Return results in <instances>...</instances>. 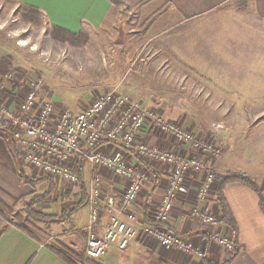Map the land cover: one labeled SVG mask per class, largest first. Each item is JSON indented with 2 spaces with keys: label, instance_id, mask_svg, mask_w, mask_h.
<instances>
[{
  "label": "crops",
  "instance_id": "crops-1",
  "mask_svg": "<svg viewBox=\"0 0 264 264\" xmlns=\"http://www.w3.org/2000/svg\"><path fill=\"white\" fill-rule=\"evenodd\" d=\"M16 1L18 6L27 4L39 8L49 27L57 26L72 33L87 32L90 27L99 29L109 15L112 4L110 0ZM156 1L164 4L177 18L174 24L176 29L191 21L219 15L220 27L215 26L214 29L209 26V28L205 27V30L202 27L203 34L207 38L210 36L209 42L206 43L207 40L203 47L195 49L199 53L198 57L189 55L188 61L189 63L191 61L194 66L218 68L225 82V76L230 77L227 82L233 83L230 91L242 94L236 105L234 129L230 132L231 126L227 127L224 124L225 126L219 131L221 140L211 141L205 135V131L192 129L201 145L209 143L219 148L217 155L214 156L210 151L198 150L191 144L173 140L169 135L156 134L162 137H159L158 141H151L161 148L175 151L184 157L200 156L215 171L216 180L204 200L198 197L199 188L204 181V172L188 174L187 190L175 194L174 209L169 222L165 224L180 234L204 237L206 254L205 257L198 258L176 249L167 250L158 242L142 237L138 222H129L135 227L137 236L127 248L121 250L111 244L102 258L87 262L88 264H264V0ZM245 2L250 4L247 6L249 9L246 13L240 6ZM188 30L187 27L177 32L172 43L173 50H188V48L184 49L185 43L181 44L182 41L187 40L185 33ZM3 48H5L4 45ZM12 57L8 58L5 51L0 48V86L1 83L5 84L4 90L0 88V102L7 104L14 112H19V104L38 74L24 76L23 65L16 66ZM4 66L6 68L12 66L15 69L14 79L8 81L4 78L3 70H1L5 68ZM46 92L44 85L39 98L43 100L45 94H52L46 99L52 100L57 107L63 104L60 102L61 96ZM7 135L9 136L7 132L0 129V200L13 209L22 202L26 203L35 195L36 184L28 183L20 176L15 144ZM140 138L150 141L152 135L143 132ZM133 161L139 162L137 158ZM154 167L157 178L147 183L133 206V211L137 214L139 221L159 223L160 197L168 179V168L159 164ZM76 169L78 173L80 170L83 177L87 174L89 179L87 191H90L91 177L94 174L101 181L105 197L114 196L117 201L120 199L127 184L125 180L105 168L92 171L86 162H81ZM25 170L28 176L36 179L37 176L33 175L32 170L26 167ZM38 177L42 180L49 178L42 175ZM221 187H223L233 224L227 223L222 216L218 200V190ZM40 207L42 212L57 214L52 210L51 197ZM196 207L208 208L215 212L223 219V223L218 226L202 224L192 214ZM72 208L62 210L61 214L64 211H71ZM110 217L109 210L103 208L100 223L97 226L99 232L108 225ZM88 218L87 197L85 203L71 211L64 220L50 222L56 235L44 240L34 232L33 235L26 233L16 223L5 225L4 217L0 215V264H72L53 248L70 254L75 264H85L83 258L86 235L82 229L87 224ZM69 228H73V232L65 231ZM211 231H219L234 237L237 243L236 252L231 255L212 243L209 240ZM50 239L54 241L50 242ZM80 246H83L84 255L81 254L82 256L76 251Z\"/></svg>",
  "mask_w": 264,
  "mask_h": 264
},
{
  "label": "rangeland",
  "instance_id": "rangeland-1",
  "mask_svg": "<svg viewBox=\"0 0 264 264\" xmlns=\"http://www.w3.org/2000/svg\"><path fill=\"white\" fill-rule=\"evenodd\" d=\"M110 1L111 10L101 27L88 29V43L73 46L53 39L52 27L46 24L43 17L39 26L27 24L20 18L18 4L0 0V48L8 58L13 56L16 66L23 65L25 71L21 73L24 76L43 74L46 93L61 96L62 107L79 111L112 86L120 85L121 92L140 101L143 107L159 113L167 121L191 130L205 131L211 141L221 140L219 131L225 125L231 126L228 129L232 132L236 123V105L242 94L230 91L233 86V83H227L230 77L225 76V82L218 68L194 66L188 61L189 55L198 57L195 49L203 47L210 38L203 34L202 27L204 30L209 26L220 27L219 15L191 21L176 29L177 18L156 0ZM240 6L246 13L250 4L245 2ZM187 27V40L181 44L185 43L184 49L188 50H173L172 43L177 32ZM4 67L1 69L4 75L15 72L12 66ZM1 84L4 90L5 84ZM50 95L45 94L43 100ZM146 125L144 132L150 133L152 138L150 141L144 138V141L153 143L151 141L169 135L161 133L151 119ZM218 125L221 127L218 128ZM34 175L39 180L35 185V194L44 193L49 181L42 180L36 173ZM83 181L88 186L87 174ZM55 184L50 196L51 206L60 215L62 210L72 208L80 199V183L78 189L72 187V190L69 185H61L58 181ZM41 205L37 206L38 210H41ZM5 215V224L7 220L16 224L32 220L35 226L32 231L44 240L56 235L49 221L33 220L27 215L25 202L12 211H6ZM65 231L73 232V228ZM76 251L84 255L83 246ZM83 260L88 264L87 261L92 259L84 255Z\"/></svg>",
  "mask_w": 264,
  "mask_h": 264
},
{
  "label": "built area",
  "instance_id": "built-area-1",
  "mask_svg": "<svg viewBox=\"0 0 264 264\" xmlns=\"http://www.w3.org/2000/svg\"><path fill=\"white\" fill-rule=\"evenodd\" d=\"M14 77L11 72L4 75L6 80ZM44 83L43 74L34 78L19 104V112L0 102V129L12 138L22 165L32 170L33 175L52 178L69 185L70 189L77 188L80 183L76 166L81 162L88 163L92 171L105 168L127 183L117 201L114 196H104L99 177L92 175L89 218L82 229L86 235V257L102 258L111 244L121 250L127 248L137 236L135 227L129 222H138L142 237L158 242L167 250L205 257L204 237L183 235L165 224L172 215L175 194L187 190L188 174L204 172V181L198 191L199 199L204 200L216 180L214 169L200 156L184 157L138 138L151 119L161 133L171 135L178 142L191 144L203 152L210 151L214 156L219 148L209 143L201 145L193 130L167 121L159 113L143 107L140 101L121 92L120 85L112 86L85 108L74 111L67 106L57 107L51 100L40 99ZM134 158L139 162L134 163ZM156 164L168 168V179L160 197L159 223L139 221L133 206L147 183L157 178ZM103 208L109 210L111 217L108 225L99 232L97 226ZM192 214L204 225L223 223V219L208 208L196 207ZM209 240L231 255L236 252L237 243L232 236L211 231Z\"/></svg>",
  "mask_w": 264,
  "mask_h": 264
},
{
  "label": "trees",
  "instance_id": "trees-1",
  "mask_svg": "<svg viewBox=\"0 0 264 264\" xmlns=\"http://www.w3.org/2000/svg\"><path fill=\"white\" fill-rule=\"evenodd\" d=\"M8 1L11 2V4H16V5L18 4V2L16 0H8ZM42 17H43V13L39 8L31 6V5H27V4H22V5L20 4V18L22 19L23 22H25L27 24H34L36 26H39V24L41 23ZM51 36L53 39H55L59 42L69 43L70 45H73V46H82V45L88 43V41H89V36L87 35V32L72 33L68 30H65V29L57 27V26L52 27ZM3 132H5V131H3ZM18 162H19V173H20V176L23 178V180L28 182V183L36 184L39 180L38 179H32L30 176H28L26 174L25 167L22 165L21 161L18 160ZM78 175L80 178V193H81L80 196L81 197H80V200L71 209V211L76 210L77 208L82 206L87 199L88 191H87L86 185L83 181V175L80 174V170H79ZM45 180L49 181L48 188L46 189V191L44 193H41L38 195L35 194L30 200H28L25 203L26 213L30 218H33V220H42V221H49V222L62 221L69 215V213L71 211H64L63 214L57 215V214H47V213L42 212L41 210L37 209V206L39 204L45 202L47 199L50 198V196L52 195V193L56 187L54 179L45 178ZM244 181L251 184V182H249L246 179H244ZM218 200H219V204L221 207L223 219L227 223L233 224L231 216H230L229 207H228V204H227L225 197H224V194H223V187H221L218 190ZM263 210H264V206H263ZM6 211H12V208H9L0 200V215L3 216L4 218L6 216L5 215ZM10 221L11 220H7L8 224L12 223ZM17 225L20 229H22L26 233L33 235L32 229L35 226L33 225L32 220H30V221L26 220L25 224H17ZM53 249H55V251L59 255L64 257L66 260H68L72 264H75V260H73L72 256H70V254H67L65 251H62L60 249H56V248H53ZM78 258H81V256H78ZM93 264H97V263H93Z\"/></svg>",
  "mask_w": 264,
  "mask_h": 264
}]
</instances>
